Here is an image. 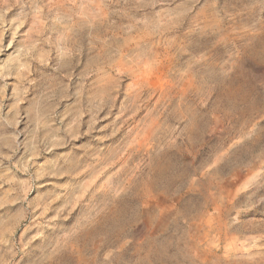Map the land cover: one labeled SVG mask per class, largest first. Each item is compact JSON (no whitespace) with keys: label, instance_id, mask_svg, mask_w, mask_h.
Returning a JSON list of instances; mask_svg holds the SVG:
<instances>
[{"label":"rangeland","instance_id":"obj_1","mask_svg":"<svg viewBox=\"0 0 264 264\" xmlns=\"http://www.w3.org/2000/svg\"><path fill=\"white\" fill-rule=\"evenodd\" d=\"M0 264H264V0H0Z\"/></svg>","mask_w":264,"mask_h":264}]
</instances>
